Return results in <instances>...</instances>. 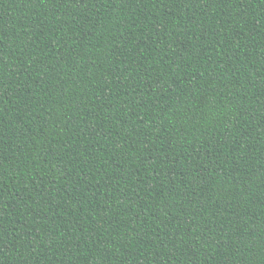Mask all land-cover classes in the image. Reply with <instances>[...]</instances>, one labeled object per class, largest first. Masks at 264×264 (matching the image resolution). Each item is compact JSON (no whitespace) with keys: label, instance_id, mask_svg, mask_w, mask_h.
Here are the masks:
<instances>
[{"label":"trees","instance_id":"obj_1","mask_svg":"<svg viewBox=\"0 0 264 264\" xmlns=\"http://www.w3.org/2000/svg\"><path fill=\"white\" fill-rule=\"evenodd\" d=\"M0 264H264V0H0Z\"/></svg>","mask_w":264,"mask_h":264}]
</instances>
